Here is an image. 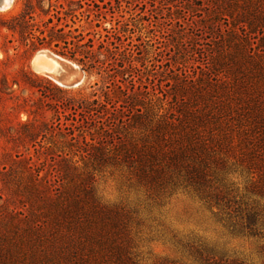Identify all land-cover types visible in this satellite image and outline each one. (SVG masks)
<instances>
[{
    "label": "rangeland",
    "instance_id": "1",
    "mask_svg": "<svg viewBox=\"0 0 264 264\" xmlns=\"http://www.w3.org/2000/svg\"><path fill=\"white\" fill-rule=\"evenodd\" d=\"M2 1L0 264H38L58 251L62 242L46 199L67 183L68 163L88 175L101 205L124 214L117 238L129 261L264 264V235L233 232L223 210L201 193L141 180L116 154L131 129L139 132L143 119L137 116L227 108L223 85L248 76L246 65L235 63L237 39L228 30L223 0ZM60 27L64 31L52 35L58 46L49 44L53 28ZM80 34L93 40L106 71L85 72L80 85L65 87L35 68L40 51L77 63L67 53L73 45L64 41L77 42ZM258 42L252 35L247 50L257 52ZM250 69L257 80L259 73ZM232 100V108H248L246 99ZM38 170L45 180L35 187H49L40 193L33 188ZM245 178L231 172L227 180L243 191Z\"/></svg>",
    "mask_w": 264,
    "mask_h": 264
},
{
    "label": "trees",
    "instance_id": "2",
    "mask_svg": "<svg viewBox=\"0 0 264 264\" xmlns=\"http://www.w3.org/2000/svg\"><path fill=\"white\" fill-rule=\"evenodd\" d=\"M223 13L230 18L225 21L231 24V37L237 39L233 44L235 63L246 65L242 72L248 76L223 85L227 108L185 109L180 116H137L143 119L139 132L131 133L135 128L131 126L128 141L119 145L116 154L141 180L195 190L213 208L223 210V221L233 232L260 237L264 235V0H223ZM63 31L62 27L53 28L48 43L56 41L58 46L52 35ZM252 35L260 40L254 53L247 50ZM84 39L82 34L77 42L66 39L65 47L73 45L67 53L88 74L106 71L93 40ZM248 65L259 73L257 80ZM234 97L240 102L246 99L248 108H232ZM76 164L68 163L67 183L56 196L46 199L51 225L62 243L55 254H44L45 260L38 264H102L109 257L116 259L114 264H135L117 238L118 227L125 226L124 214L97 201L86 183L88 175L79 172ZM231 172L245 175L243 191L227 180ZM222 173L223 184H217ZM43 180L38 170L34 174L35 192L49 190L47 185L44 190L35 187ZM16 248L21 252L19 246Z\"/></svg>",
    "mask_w": 264,
    "mask_h": 264
},
{
    "label": "water",
    "instance_id": "3",
    "mask_svg": "<svg viewBox=\"0 0 264 264\" xmlns=\"http://www.w3.org/2000/svg\"><path fill=\"white\" fill-rule=\"evenodd\" d=\"M62 68L59 73L55 75V80L59 85L65 87H75L80 85L85 78V71L77 63L71 61H61Z\"/></svg>",
    "mask_w": 264,
    "mask_h": 264
},
{
    "label": "bare ground",
    "instance_id": "4",
    "mask_svg": "<svg viewBox=\"0 0 264 264\" xmlns=\"http://www.w3.org/2000/svg\"><path fill=\"white\" fill-rule=\"evenodd\" d=\"M2 2L3 4H6L7 0H3ZM59 59L62 58L56 54H49L45 51H40L33 58V63L37 70L48 72L55 78L56 74L54 75V73H56V71L58 72L59 69L63 70L62 62Z\"/></svg>",
    "mask_w": 264,
    "mask_h": 264
}]
</instances>
